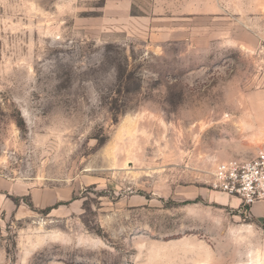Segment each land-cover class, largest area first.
Returning <instances> with one entry per match:
<instances>
[{
    "label": "rangeland",
    "instance_id": "rangeland-1",
    "mask_svg": "<svg viewBox=\"0 0 264 264\" xmlns=\"http://www.w3.org/2000/svg\"><path fill=\"white\" fill-rule=\"evenodd\" d=\"M263 146L264 0H0V264H264Z\"/></svg>",
    "mask_w": 264,
    "mask_h": 264
},
{
    "label": "built area",
    "instance_id": "built-area-1",
    "mask_svg": "<svg viewBox=\"0 0 264 264\" xmlns=\"http://www.w3.org/2000/svg\"><path fill=\"white\" fill-rule=\"evenodd\" d=\"M210 187L237 199L243 212L256 203L264 205V146L248 157L217 161Z\"/></svg>",
    "mask_w": 264,
    "mask_h": 264
},
{
    "label": "crops",
    "instance_id": "crops-1",
    "mask_svg": "<svg viewBox=\"0 0 264 264\" xmlns=\"http://www.w3.org/2000/svg\"><path fill=\"white\" fill-rule=\"evenodd\" d=\"M213 197H215L216 199H219L222 203H232L237 205L238 204V200L234 199L224 193H215L212 194ZM250 213L253 216L254 219L260 221H263L264 224V205L261 203H256L254 205H252L250 207Z\"/></svg>",
    "mask_w": 264,
    "mask_h": 264
},
{
    "label": "trees",
    "instance_id": "trees-1",
    "mask_svg": "<svg viewBox=\"0 0 264 264\" xmlns=\"http://www.w3.org/2000/svg\"><path fill=\"white\" fill-rule=\"evenodd\" d=\"M244 209V208H243ZM245 210H246V208H245Z\"/></svg>",
    "mask_w": 264,
    "mask_h": 264
}]
</instances>
